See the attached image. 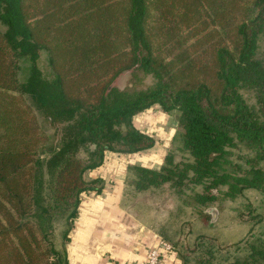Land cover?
Wrapping results in <instances>:
<instances>
[{
  "label": "trees",
  "instance_id": "1",
  "mask_svg": "<svg viewBox=\"0 0 264 264\" xmlns=\"http://www.w3.org/2000/svg\"><path fill=\"white\" fill-rule=\"evenodd\" d=\"M0 25V264H66L81 194L101 190L84 172L106 151L151 148L132 120L155 106L176 113V145L160 168L132 167L136 191L200 186L187 195L197 208L264 195V0H0ZM128 75L139 83L122 86ZM242 147L254 154L237 162ZM204 234L184 264H264V234Z\"/></svg>",
  "mask_w": 264,
  "mask_h": 264
},
{
  "label": "crops",
  "instance_id": "2",
  "mask_svg": "<svg viewBox=\"0 0 264 264\" xmlns=\"http://www.w3.org/2000/svg\"><path fill=\"white\" fill-rule=\"evenodd\" d=\"M154 110L139 112L132 120L136 128L154 138L151 148L129 154L106 151L101 165L84 172L86 181L100 180L101 190L81 194L63 245L66 264H146L149 249L166 241L154 222V205L148 199L139 201L142 195H155L160 189L136 191L133 186L132 167L160 168L177 131V122L166 128L167 112ZM159 264L184 262L174 247L169 251L160 248Z\"/></svg>",
  "mask_w": 264,
  "mask_h": 264
},
{
  "label": "rangeland",
  "instance_id": "3",
  "mask_svg": "<svg viewBox=\"0 0 264 264\" xmlns=\"http://www.w3.org/2000/svg\"><path fill=\"white\" fill-rule=\"evenodd\" d=\"M0 29L3 30L1 25ZM259 52L262 57H264V34L260 38ZM38 65L44 75L50 76V68L44 52L41 53ZM137 76V78L142 79L141 84H147L151 81V77L143 76L141 73ZM134 83L137 84L139 82L136 81L135 77L130 75L124 76L122 79V86L124 87H131ZM245 95L248 96V93ZM249 99L252 101L251 96H249ZM156 107L157 106H155V112L159 110V108ZM38 119L43 129L49 134L50 142L56 141L57 136L55 137L54 135V128L48 125L42 117ZM163 120L166 122V128H170L177 122V115L176 113H168V116L165 114ZM173 144L176 145V141H173ZM233 153L234 155L230 157L237 162L243 161L236 158L238 154L243 156L247 153L249 155L254 154L244 147L241 148V151L233 150ZM179 155L180 153L176 154V160L180 158ZM190 187L191 186L184 190L186 195L182 193L181 196H178L173 192L172 188L166 184L164 187L158 188L160 191L157 194L154 195V192H152L146 195V197L142 195L139 198V201L148 199L151 201L150 205H154V222L156 221L155 224L158 230L164 233V238L166 239L164 242H169L172 245L174 244L173 246L178 253L180 251L185 255H190L192 258L195 255L197 256L201 251L200 247L196 253H189L186 249L189 251L192 250L198 245V241H205L206 243V239H198L203 235L202 232L207 233L204 234L207 235V237H213L214 244H219L220 242L222 245L233 244L242 240L245 236H248V234L249 236L255 237L264 234V195L262 193L247 189L243 192L242 196L237 197L235 200H218L210 204L207 208H197L193 206L194 201L192 198L187 195L195 191H200V186H195L191 189ZM128 189L132 190L133 187L129 186ZM210 209L214 210V217ZM219 215L220 217H218ZM64 229L65 220L61 218L55 222L52 236L54 247L60 249V251L62 243L61 235ZM250 231L251 233H249ZM238 254L244 255V251L239 250ZM220 261L221 259L219 257L216 263Z\"/></svg>",
  "mask_w": 264,
  "mask_h": 264
},
{
  "label": "built area",
  "instance_id": "4",
  "mask_svg": "<svg viewBox=\"0 0 264 264\" xmlns=\"http://www.w3.org/2000/svg\"><path fill=\"white\" fill-rule=\"evenodd\" d=\"M160 248H164L168 251L173 249L172 245L164 241L161 242L158 247H152L151 249H149V251L147 252V256H146V264H159Z\"/></svg>",
  "mask_w": 264,
  "mask_h": 264
},
{
  "label": "water",
  "instance_id": "5",
  "mask_svg": "<svg viewBox=\"0 0 264 264\" xmlns=\"http://www.w3.org/2000/svg\"><path fill=\"white\" fill-rule=\"evenodd\" d=\"M210 210H211V209H210ZM211 211L213 212L214 210H211ZM214 214H215V213L213 212V217H214Z\"/></svg>",
  "mask_w": 264,
  "mask_h": 264
}]
</instances>
